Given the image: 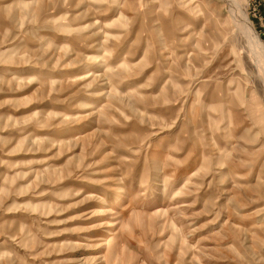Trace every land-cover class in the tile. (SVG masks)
Wrapping results in <instances>:
<instances>
[{
	"label": "rangeland",
	"instance_id": "rangeland-1",
	"mask_svg": "<svg viewBox=\"0 0 264 264\" xmlns=\"http://www.w3.org/2000/svg\"><path fill=\"white\" fill-rule=\"evenodd\" d=\"M252 1L0 0V264H264Z\"/></svg>",
	"mask_w": 264,
	"mask_h": 264
},
{
	"label": "bare ground",
	"instance_id": "bare-ground-1",
	"mask_svg": "<svg viewBox=\"0 0 264 264\" xmlns=\"http://www.w3.org/2000/svg\"><path fill=\"white\" fill-rule=\"evenodd\" d=\"M234 5H235V3H234ZM237 10H238V8H237ZM240 13H242V11ZM242 14H244V12ZM237 16H238V13H237ZM240 20L242 22V24H241L242 28L245 32L244 34H246V37H248L249 43L251 44V47L253 48L254 53L259 57L258 59L262 60L264 63V42H263L264 40L258 36V33H257L256 29L254 28L251 20H249L248 18L247 19L241 18ZM107 205H108L107 199L102 198L99 202V206H97L91 212H94L96 215L107 216V215H109L108 210L105 209V207ZM106 224H107V227H109V228H112L116 225L115 222L112 220L106 221ZM109 239H111V238H109ZM109 241L110 240H107V242H109Z\"/></svg>",
	"mask_w": 264,
	"mask_h": 264
},
{
	"label": "built area",
	"instance_id": "built-area-1",
	"mask_svg": "<svg viewBox=\"0 0 264 264\" xmlns=\"http://www.w3.org/2000/svg\"><path fill=\"white\" fill-rule=\"evenodd\" d=\"M253 18L257 20L259 36L264 40V0H253Z\"/></svg>",
	"mask_w": 264,
	"mask_h": 264
}]
</instances>
